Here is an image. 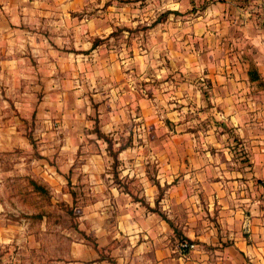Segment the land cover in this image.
<instances>
[{"label":"crops","instance_id":"obj_1","mask_svg":"<svg viewBox=\"0 0 264 264\" xmlns=\"http://www.w3.org/2000/svg\"><path fill=\"white\" fill-rule=\"evenodd\" d=\"M211 3V16L194 19L202 42L171 51V67L154 72L151 56L135 55L141 85L127 79L113 52L94 58L98 46L85 54L93 31L88 15L74 13L88 0L64 1L65 13L48 12L42 27L32 16L12 26L0 20V88L36 96L44 120L64 119L59 132H46L60 156L51 168L58 183L64 173L76 185L75 197L88 196L80 215L86 238L73 244L70 259L0 261L264 264V0ZM79 71L92 80L88 113L81 103L63 104L59 117L45 111L67 94L61 89L81 87L71 78ZM7 73L16 74L13 83ZM182 240L196 248L183 255Z\"/></svg>","mask_w":264,"mask_h":264},{"label":"rangeland","instance_id":"obj_2","mask_svg":"<svg viewBox=\"0 0 264 264\" xmlns=\"http://www.w3.org/2000/svg\"><path fill=\"white\" fill-rule=\"evenodd\" d=\"M64 1L69 0H0V20L5 26H12L13 19L18 22L32 16L37 18L36 25L42 27L48 12L65 13L62 7ZM211 2L88 0V7L74 15H88V29L93 31L88 40V49L92 48L85 54H90L98 46L103 52H94V58L113 52L109 55L115 61H125L123 67L129 75L127 79L141 85L143 82H139L140 77L131 64L135 55L151 56L152 59H148L152 61L151 70L154 72L171 67L168 58L171 51L184 48V45L192 49L196 47V42H202L197 39L199 35L196 34L194 19L199 12L206 11L211 16ZM183 17L189 18L188 21ZM21 21L16 25L18 29L23 26ZM54 25L56 23L50 26ZM209 26L212 29L213 25ZM60 27L61 30L66 29L64 24ZM51 34L48 32L47 36ZM0 35H5L4 29L0 30ZM218 42L215 40V44ZM94 71L98 73V70ZM14 75L7 73L5 78H10L13 83ZM71 76L80 81L81 87L75 83L76 87L61 89L67 94L62 95L54 106L48 105L45 111L53 110L59 117L66 109L63 104L75 106L81 103L85 106L79 110L88 113V84L92 83V80L88 81V71H79ZM21 90L18 87L0 88V259H70L73 244H79L86 238L81 230L80 215L88 203V196L77 191L75 197L72 188L76 185L64 173H60L64 176L63 182L58 183L59 176L51 168L60 156L53 151L51 144L55 142L46 136V132H59L65 126L64 119L59 117L49 121L40 118V103L36 96L23 98L19 94ZM94 120L95 130L100 133L99 120ZM81 127L88 129V123ZM82 155L78 154L77 158ZM33 182L42 189L36 190ZM0 264H4L3 261Z\"/></svg>","mask_w":264,"mask_h":264},{"label":"built area","instance_id":"obj_3","mask_svg":"<svg viewBox=\"0 0 264 264\" xmlns=\"http://www.w3.org/2000/svg\"><path fill=\"white\" fill-rule=\"evenodd\" d=\"M261 189L264 196V181L262 182ZM178 248L183 255H187L196 248V245L188 240H182Z\"/></svg>","mask_w":264,"mask_h":264},{"label":"trees","instance_id":"obj_4","mask_svg":"<svg viewBox=\"0 0 264 264\" xmlns=\"http://www.w3.org/2000/svg\"><path fill=\"white\" fill-rule=\"evenodd\" d=\"M94 48H95V45H94ZM98 134H99V136H100L101 138H103L104 140H106V141L108 142V144H109V148H110V153L113 155V157H114L115 160H116V159H117V153H114V152L112 151V148H113V146H112V142L109 140L108 137L102 135L101 133H98ZM32 185L34 186V188H35L36 190H40V189H42L40 186H38V184H37L36 182H33Z\"/></svg>","mask_w":264,"mask_h":264}]
</instances>
